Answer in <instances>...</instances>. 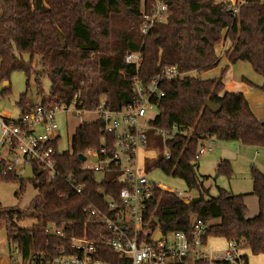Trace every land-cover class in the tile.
Instances as JSON below:
<instances>
[{
	"label": "trees",
	"instance_id": "16d2710c",
	"mask_svg": "<svg viewBox=\"0 0 264 264\" xmlns=\"http://www.w3.org/2000/svg\"><path fill=\"white\" fill-rule=\"evenodd\" d=\"M158 1L166 5L165 22L153 24L141 34L144 16L152 15ZM244 1L237 16L231 17L223 2L215 0H0V85L19 72L28 88L37 59L40 72L50 83L49 91L43 94L36 80L42 107L72 105L91 112L103 105L118 111L135 102L131 83L135 76L146 86L167 66L176 67L181 74L209 71L218 62L214 47L225 38L232 43L225 52L228 64L248 63L262 78L258 89L264 93V0ZM132 53L141 57L137 69L124 62ZM225 71L223 68L214 79L183 76L159 85L163 96L154 102L156 115L150 125L166 131L175 127L176 132L170 140L148 133L149 142L161 151L166 149L169 158L159 153L145 163V171L157 169L178 178L197 196L180 199L154 188L140 238L150 242L158 231L180 232L192 239L199 222L204 229L203 245L209 238L222 239L236 243L252 256H264V173L254 165L249 168L250 195L257 198L258 213L246 218L243 194L217 188L213 196L205 186L219 177L229 179L230 163L220 161L213 175L201 176L194 159L197 142L205 139L236 141L264 153V122L255 118L242 94L223 91ZM8 90L1 89V96ZM206 104L219 110L213 113ZM16 105L20 112L27 109L25 93ZM100 126L98 121L79 125L71 136L70 151L55 157L61 176H73L83 185L79 196L72 194L62 179L49 180L36 164H30L33 178L29 181L20 180L14 169L0 173V182L20 183L17 198L28 183L37 190L25 212L0 205V228H4L6 240L16 244L23 263H47L58 257V249L66 242L45 234L52 224L64 227L66 236L95 242L110 235L104 226L88 223L81 213L87 205L106 213L107 200L118 204L122 188L111 174L80 170L78 155L101 147ZM59 140L52 142L53 148ZM26 219L34 220L35 225L19 228L17 223ZM97 254L104 263L130 264V259L106 248L98 247ZM244 258L247 260L246 255ZM189 264L204 263L196 259Z\"/></svg>",
	"mask_w": 264,
	"mask_h": 264
},
{
	"label": "built area",
	"instance_id": "2783aa9c",
	"mask_svg": "<svg viewBox=\"0 0 264 264\" xmlns=\"http://www.w3.org/2000/svg\"><path fill=\"white\" fill-rule=\"evenodd\" d=\"M245 3L244 0L223 2L231 17H236L239 8ZM166 17V5L158 1L152 15L144 16L141 34L145 35L153 24L165 22ZM124 62L137 69L141 57L139 53H132L125 56ZM184 75L176 67L167 66L146 86L135 76L131 82L132 95L135 98L133 104L118 111H111L100 105L91 111L97 117L95 121L101 125L100 132L103 137L100 138V149L89 150L83 155L85 160L81 162L80 170L92 171L97 175L111 174L113 181L121 184L122 188L118 192V204L107 200L106 213L94 205L82 207L81 213L85 215L88 223L104 226L110 235L100 237L95 242L66 236L63 234L64 227L49 225L45 234L64 240L66 245L58 249L57 258L38 264H108L98 260V247L109 249L120 258L130 259V264H189L196 259L202 260L204 264H247L242 249L234 242H226L224 249L220 251L207 250L201 242L204 229L199 222L196 223L192 239L180 232H160L159 239L153 242L158 231L152 234L150 242L140 238L146 226L144 212L154 188L183 198L180 192L165 190L148 179L151 172L145 171V162L140 163L139 152H154L151 148L147 149L149 132H152L153 137H160L162 140H170L175 136V127L166 131L152 127L150 123L156 115L153 114L154 102L163 96L159 88L161 82L181 79ZM69 108L76 115L86 112L76 110L72 105L67 108L57 106L48 109L36 104L21 112L17 120L0 116V173L14 169L18 174L16 166L21 163L22 174L25 165L36 164L49 180L62 179L72 194L81 195L83 185L73 176L62 177L59 173L55 160L59 152L57 147L55 149L52 146V142L60 138L55 117L57 114L66 113ZM210 149L209 139L198 141L194 159L199 160ZM162 155L165 159L169 158L166 149Z\"/></svg>",
	"mask_w": 264,
	"mask_h": 264
},
{
	"label": "rangeland",
	"instance_id": "374dc122",
	"mask_svg": "<svg viewBox=\"0 0 264 264\" xmlns=\"http://www.w3.org/2000/svg\"><path fill=\"white\" fill-rule=\"evenodd\" d=\"M216 2H224L225 0H215ZM224 30L222 31V35H224ZM232 46L231 41L228 39L222 38L221 42L214 47V52L217 58H221L225 56V52ZM25 61L28 60L27 56L23 57ZM227 59V58H226ZM37 59L33 64L34 73L31 75L28 88L26 85V78L22 73L14 72L10 75L8 80L9 82V90L6 95L1 96L0 94V116L7 117L11 120H17L20 116V109L16 105L19 101V98L22 94H26V102L28 106L36 105L40 102L39 96L37 95L36 88V80L39 81L40 87L43 94H46L50 89V83L47 80L46 76L40 72V68L37 64ZM216 67V66H215ZM1 92V85H0ZM27 106V107H28ZM69 108L66 113L57 114L55 117V124L57 126V133L60 137V140L57 144V150L59 153L70 151V140L73 135L75 129L84 123H91L96 120V115L92 112H82L81 114L76 115ZM155 110L153 114H155ZM215 144L217 141L214 140L212 149L208 153H205L200 157V162L210 153H213L215 149ZM152 149L154 152L147 153L143 150L139 152V160L140 163H146L151 160L155 154L162 153L160 148L154 146L153 143L148 142L147 149ZM246 150L250 152L251 159L253 161V165L257 168H260L262 164H264V153L259 149H254L252 147H246ZM12 161V160H11ZM238 162H241L238 160ZM245 164L244 167H246ZM237 166V163H236ZM250 167V166H249ZM249 167L244 168V172L241 170H236L234 172L233 178L227 183V179L225 177H219L215 183L210 182L209 192L211 195L215 196L217 188L221 187L222 183H226L227 185L232 187V189L240 188L241 190L250 189V180L248 179ZM17 172L21 175L20 170L22 169V164L18 163L16 166ZM246 169V171H245ZM237 173V175H236ZM148 179L159 187L164 188L165 190H171L172 192H180L183 196L182 199H188L194 196H197V193L194 191H187L185 184L178 178H173L165 175L160 170H153ZM20 187V183L16 182H0V205L3 208H16L20 212H25L28 208V205L32 199H34L37 195V190L32 186V184L28 183L25 185L24 192L20 198L15 197V193L18 191ZM35 225V221L32 219H26L17 223V226L21 229H31L32 226ZM224 243L222 239L209 238L206 242L207 249H217L221 247ZM16 244L12 242H8L6 240L5 230L4 228H0V264H26L22 262L20 255L17 253ZM248 264H264V256H252L249 252H247Z\"/></svg>",
	"mask_w": 264,
	"mask_h": 264
},
{
	"label": "crops",
	"instance_id": "0c3cea01",
	"mask_svg": "<svg viewBox=\"0 0 264 264\" xmlns=\"http://www.w3.org/2000/svg\"><path fill=\"white\" fill-rule=\"evenodd\" d=\"M226 68V71L222 75L221 81L223 84V91L229 93H240L244 96L247 101L248 107L252 114L259 122H264V93L261 92L258 87L263 83L262 78L253 72L251 66L248 63L237 62L234 65H229L227 59L222 56L218 58L216 67L206 71L201 74H196L195 72L187 73L184 76L198 77L202 80L214 79L219 77L221 70ZM28 106V105H27ZM29 107V106H28ZM211 142V149L214 139H209ZM216 141V140H215ZM210 149V151H211ZM208 153V152H207ZM203 156V155H202ZM250 152L246 150V146L239 145L236 141H217L215 144V149L213 153L208 154L201 162L198 160V173L201 176H211L213 175L218 163L220 161L226 160L230 163L232 175L227 179V183L233 178L234 172L236 170H241L244 172V168L253 165V161L250 158ZM240 160L241 162H238ZM237 163V166H236ZM246 165V167H244ZM256 167V166H255ZM250 168V167H249ZM264 173V164L258 168ZM246 171V169H245ZM249 175V172L247 173ZM237 175V173H236ZM250 180V176H248ZM214 181L213 183H215ZM210 181L205 182V186L210 189ZM224 189L231 194H243V203L246 208V218H253L258 213V202L257 198L250 195L251 192V180L250 189L235 188L232 189L229 184L222 183L221 187H216ZM210 193V192H209ZM225 241L217 249H207L211 251H220L225 247ZM207 247V246H205ZM242 253L247 256V251L242 250ZM248 264V257H247Z\"/></svg>",
	"mask_w": 264,
	"mask_h": 264
},
{
	"label": "water",
	"instance_id": "95a60500",
	"mask_svg": "<svg viewBox=\"0 0 264 264\" xmlns=\"http://www.w3.org/2000/svg\"><path fill=\"white\" fill-rule=\"evenodd\" d=\"M9 87V82L7 81H4L1 85V89H5V88H8ZM206 106H208V108L213 112V113H216L219 108L216 107V106H213V105H209V104H206ZM78 160L80 162H83L85 160V157L83 155H78ZM92 161H94V158H92ZM20 180H24V181H29L32 179V169L29 165H25L24 168H23V172L22 174L20 175L19 177ZM101 196L104 195V192L102 191L100 193ZM184 203L188 204L189 201H184ZM161 236V233L160 232H156L155 235H154V238H153V242L156 241L157 239H159V237Z\"/></svg>",
	"mask_w": 264,
	"mask_h": 264
}]
</instances>
